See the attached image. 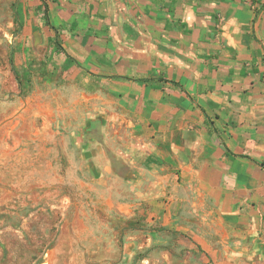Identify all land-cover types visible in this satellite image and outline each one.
<instances>
[{
	"label": "crops",
	"instance_id": "1",
	"mask_svg": "<svg viewBox=\"0 0 264 264\" xmlns=\"http://www.w3.org/2000/svg\"><path fill=\"white\" fill-rule=\"evenodd\" d=\"M32 10L26 36L60 48L74 107L99 117L88 157L131 185L104 205L127 244L161 258L149 264H264V0H25Z\"/></svg>",
	"mask_w": 264,
	"mask_h": 264
},
{
	"label": "rangeland",
	"instance_id": "2",
	"mask_svg": "<svg viewBox=\"0 0 264 264\" xmlns=\"http://www.w3.org/2000/svg\"><path fill=\"white\" fill-rule=\"evenodd\" d=\"M24 5L0 0V264L161 260L129 246L128 224L105 212V200H128L131 185L88 157L97 150L86 148L87 132L99 117L74 107L60 48L26 36L34 17ZM175 257L171 264H212L201 252Z\"/></svg>",
	"mask_w": 264,
	"mask_h": 264
}]
</instances>
